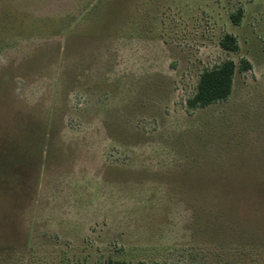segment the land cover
<instances>
[{
	"label": "rangeland",
	"instance_id": "obj_1",
	"mask_svg": "<svg viewBox=\"0 0 264 264\" xmlns=\"http://www.w3.org/2000/svg\"><path fill=\"white\" fill-rule=\"evenodd\" d=\"M115 260L264 264V0H0V264Z\"/></svg>",
	"mask_w": 264,
	"mask_h": 264
},
{
	"label": "trees",
	"instance_id": "obj_2",
	"mask_svg": "<svg viewBox=\"0 0 264 264\" xmlns=\"http://www.w3.org/2000/svg\"><path fill=\"white\" fill-rule=\"evenodd\" d=\"M241 18V10L231 15L232 21L237 24ZM225 50L238 51L239 46L234 36L225 34L219 42ZM250 68V63L240 60L238 70L245 71ZM237 67L232 60H225L212 69L202 71L198 77L194 94L186 101L187 108H204L210 104L223 101L228 98L232 90L233 76ZM110 264H130L125 261L115 260Z\"/></svg>",
	"mask_w": 264,
	"mask_h": 264
}]
</instances>
